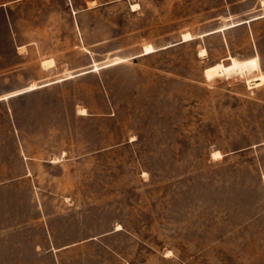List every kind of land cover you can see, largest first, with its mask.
Listing matches in <instances>:
<instances>
[{"label": "rangeland", "instance_id": "1", "mask_svg": "<svg viewBox=\"0 0 264 264\" xmlns=\"http://www.w3.org/2000/svg\"><path fill=\"white\" fill-rule=\"evenodd\" d=\"M2 4L0 264H264L263 0Z\"/></svg>", "mask_w": 264, "mask_h": 264}, {"label": "bare ground", "instance_id": "2", "mask_svg": "<svg viewBox=\"0 0 264 264\" xmlns=\"http://www.w3.org/2000/svg\"><path fill=\"white\" fill-rule=\"evenodd\" d=\"M263 4H264V0H263ZM135 5H136V3H135ZM264 15V14H263ZM260 17V16H259ZM256 18V17H255ZM21 48H22V46H20ZM154 51V49H153V47L152 46H148L147 48H146V52L147 53H150V52H153ZM48 61L49 60H45L44 61V63L45 64H48ZM38 86L35 84V83H33L32 84V86L30 87V89H28V90H33V89H36ZM19 93H21V92H19Z\"/></svg>", "mask_w": 264, "mask_h": 264}, {"label": "crops", "instance_id": "3", "mask_svg": "<svg viewBox=\"0 0 264 264\" xmlns=\"http://www.w3.org/2000/svg\"><path fill=\"white\" fill-rule=\"evenodd\" d=\"M5 4H2V5H0V7L1 6H4ZM39 89V88H38ZM37 90V89H36ZM34 91V90H33ZM30 92V91H29ZM115 231H120V230H115ZM64 248H69V245L67 246V247H64ZM38 249H35V253H38V251H37Z\"/></svg>", "mask_w": 264, "mask_h": 264}]
</instances>
